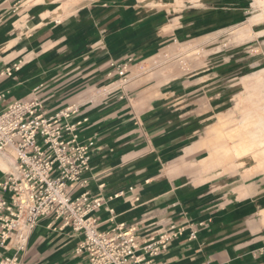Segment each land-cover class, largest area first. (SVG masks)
I'll return each instance as SVG.
<instances>
[{
    "label": "crops",
    "instance_id": "1",
    "mask_svg": "<svg viewBox=\"0 0 264 264\" xmlns=\"http://www.w3.org/2000/svg\"><path fill=\"white\" fill-rule=\"evenodd\" d=\"M238 9L237 0H0V111L32 96L50 113L75 109L78 139L92 145L86 182L72 193L101 198L97 228L115 232L123 223L140 240L183 228L151 264H264V171H251L250 157L202 164L219 118L241 124L238 60L164 55L238 26ZM262 22L243 24L250 41L264 35ZM210 49L221 50L215 42ZM261 51L255 63L264 67ZM194 60L204 63L185 69ZM168 62L185 66L172 73ZM0 160L1 180L14 161ZM82 237L43 216L22 249L15 234L0 244V260L88 264L75 251Z\"/></svg>",
    "mask_w": 264,
    "mask_h": 264
},
{
    "label": "built area",
    "instance_id": "2",
    "mask_svg": "<svg viewBox=\"0 0 264 264\" xmlns=\"http://www.w3.org/2000/svg\"><path fill=\"white\" fill-rule=\"evenodd\" d=\"M72 106L48 112L37 97L19 99L0 111V153L10 156L13 169L0 180V244L16 235L22 249L43 216L60 219L83 234L75 248L85 253L88 264H151L150 257L167 247L183 228L174 224L140 240L133 227L123 223L115 232L100 231L94 212L99 197L87 191L73 195L75 185H83L89 170L92 140L78 139L77 123L71 122ZM193 236V233H191ZM16 256H6L0 264H16Z\"/></svg>",
    "mask_w": 264,
    "mask_h": 264
},
{
    "label": "rangeland",
    "instance_id": "3",
    "mask_svg": "<svg viewBox=\"0 0 264 264\" xmlns=\"http://www.w3.org/2000/svg\"><path fill=\"white\" fill-rule=\"evenodd\" d=\"M237 1H238V8L239 9L236 12V14H237V17H236L237 23L236 24H239L238 26L231 28L229 30H226V31H221L219 33H216L215 37L210 38L208 41H203L202 43H201V41L197 40V41H192L191 43H187V44L183 45L182 47L179 45L174 46V47L170 48L168 53H164V55H165V58L170 57L169 61L171 59L177 61L182 56H184V58L182 60L190 59L192 61H193V58L198 56V55H201V59H203V57H205V56L208 57L207 55L218 56V54H219V55H221L220 56L221 61H223V58L229 57V55H235L236 56V58L238 60V64L236 65V68H238L237 69L238 77L236 79L237 85H238L237 86L236 99H237V101L240 100L239 103H242V111H243V114H242V112L240 110H238L239 112H237L236 120H237V123L239 122L241 124H232L234 122L232 121L231 118H228V117L222 118V116H221L219 118V121H218L219 125L215 127V128H218L219 131H218L217 135H215V137H213L211 140L212 143L214 142V147L210 153L215 151V153H214L215 156H214V154H211V155L209 154L204 160H202V164L204 167H208L210 165L225 164V163H228L230 161H233L234 159H235L234 161H236V162H241L242 158L250 157V158H252L251 162H253V164L250 168L251 171H264V162H262V161H264V155H262V154H260V155L257 154V156L254 155L253 151L258 150L257 149L258 147H255L254 150H249L247 148V146H249V145L247 143L245 145V142L242 140V139H244L245 131L247 132V134L251 138L256 139L257 137H259L260 130L264 129V67H261L262 65L255 63V61H257V59H259L260 56L262 55L261 50L264 49L262 47L263 46L262 40H264V35L261 36V34H260L261 37L258 35L256 39H253L252 41H250V39H249L250 36L246 35V33H245L246 28L243 25V24H245V26H247L249 23L253 22L259 28L262 21H263L262 23L264 24V11L261 12V9H260L262 6L263 10H264V0H237ZM261 13H263L262 16H261ZM250 16H252L251 20L249 19ZM245 41H247V43H245ZM198 42H200L199 47L196 46ZM214 42L217 43V45H219L221 48L220 52H218V53L217 52L216 53L211 52L213 50L210 49V47H211V44ZM203 46L208 47V48L205 49ZM207 51H209V53ZM245 57H247V58L245 59ZM188 62L189 63L186 66L184 64H181L178 62H176V63L175 62H173V63L168 62L169 64L166 65V68H167L166 71L173 73L177 67L182 69L183 66L186 67L185 69L191 70L194 68L201 67L203 65L202 63H204L203 61H201L199 63L196 61L193 63L191 61H188ZM251 62H253V63H251ZM250 64H253L252 68L249 66ZM246 73H247V77H249L250 79L244 83L242 81V79H240V78L242 77L243 74H246ZM247 77H244V78H247ZM115 87L116 86H114L115 90H113V93L116 91ZM113 93L108 97L111 100H113V99L119 100L120 97L116 96ZM255 114H256V116H254ZM242 115H243V119H242ZM248 116H249V118H248ZM255 118H257V119H255ZM246 119L249 120V122L248 121L247 122L250 123V125L252 124L250 128L248 127L249 125L246 122ZM251 119H253V120H251ZM242 120H243V122H242ZM225 123H230L229 127L228 126L223 127V125ZM242 123L244 126L247 123L248 126L246 125L245 129H244V127L242 126ZM257 123H259V124H257ZM257 125L259 126L260 129L258 128ZM247 128H249L251 130H246ZM255 129H256V131L258 129V131L255 132ZM250 131H251V133H250ZM243 132H244V134H243ZM252 132H255L256 134L252 133ZM214 139H216V140H214ZM219 139H221V140H219ZM236 139H237L238 144L245 150V151H243V153H245L244 155H243V153H241L240 155H236L235 152L232 150L231 145L234 141H236ZM232 140H234V141L230 142ZM242 141H243V143H242ZM224 147H226V148H224ZM227 148H228V150H227ZM224 150H225V152H224ZM246 151L249 153H247ZM222 152H224L225 154L224 153L222 154ZM224 157H227L229 159H226ZM262 157H263V159H261ZM255 158H257V159H255ZM215 159H216V161H213ZM218 160H220V162ZM260 165H262V167Z\"/></svg>",
    "mask_w": 264,
    "mask_h": 264
},
{
    "label": "bare ground",
    "instance_id": "4",
    "mask_svg": "<svg viewBox=\"0 0 264 264\" xmlns=\"http://www.w3.org/2000/svg\"><path fill=\"white\" fill-rule=\"evenodd\" d=\"M261 112V111H260ZM262 115V114H261ZM254 116H256V114L254 115ZM248 118H249V116H248ZM255 119H257V118H255ZM251 120H253V119H251ZM249 122V120H247L246 119V122ZM255 121V120H254ZM257 121V120H256ZM247 122V123H248ZM259 122V121H258ZM247 123H246V125H247ZM253 123V122H252ZM260 123V122H259ZM259 123H257V124H259ZM221 124V123H220ZM255 124V123H254ZM245 125V126H246ZM249 125V126H248ZM248 127L250 128L251 127V125H250V123H248ZM240 126V125H239ZM242 126L244 127V129H245V126L243 125V123H242ZM258 126V125H257ZM263 127V126H262ZM249 128H247L246 130H251V129H249ZM258 128H259V126H258ZM260 129V128H259ZM254 130V129H253ZM235 131V130H234ZM257 131H258V129H257ZM256 131V129H255V132H257ZM255 132H252V133H255ZM228 133V132H227ZM236 133V132H235ZM250 133H251V131H250ZM243 134H244V132H243ZM256 134V133H255ZM254 137V136H253ZM226 139V138H225ZM229 139V138H228ZM227 139V140H228ZM214 140H216V139H214ZM219 140H221V139H219ZM244 142H245V145H246V143L249 145V146H247V148L249 149V150H254V148L255 147H258L257 149L258 150H254L253 151V153H254V155H256L257 156V154L258 155H260V154H262V155H264V129H262V130H260V134H259V137H257L256 139H254V138H251L248 134H247V132L245 131V134H244V139H242ZM234 140H232V141H230V142H233ZM243 141H242V143H243ZM225 145V144H224ZM244 145V146H245ZM223 146V145H222ZM226 146V145H225ZM243 146V147H244ZM224 148H226V147H224ZM223 148V149H224ZM229 148V147H228ZM228 148H227V150H228ZM231 148H232V150L235 152V154L236 155H240L241 153H243V151H245L239 144H238V142H237V139H236V141H234L233 143H232V145H231ZM219 149V148H218ZM247 149V150H248ZM222 150V149H221ZM248 150V151H249ZM230 151V150H229ZM224 152H225V150H224ZM224 152H222V154L224 153ZM247 152V151H246ZM250 152V151H249ZM249 152H247V153H249ZM215 153V151L214 152H212V153H210V155L211 154H214ZM217 154V153H216ZM225 154V153H224ZM234 154V153H233ZM245 153H243V155H244ZM252 155V154H251ZM214 156H215V154H214ZM235 157V156H234ZM233 157V158H234ZM259 157V156H258ZM210 158V157H209ZM213 158V157H212ZM219 158V157H218ZM224 158H226V159H229V158H227V157H224ZM223 158V159H224ZM239 158V157H238ZM255 159H257V158H255ZM261 159H263V157L261 158ZM225 160V159H224ZM235 160V159H234ZM233 160V161H234ZM0 161H2V160H0ZM213 161H216V159L215 160H213ZM212 161V162H213ZM219 162H220V160H218ZM217 161V162H218ZM238 161V160H237ZM258 161V160H257ZM256 161V162H257ZM226 162V161H225ZM231 162V161H230ZM242 162V161H241ZM260 162V161H259ZM258 162V163H259ZM262 162H264V161H262ZM205 163V162H204ZM215 163V162H214ZM208 164V163H207ZM219 164V163H218ZM258 165V164H257ZM206 166V165H205ZM261 167H262V165H260Z\"/></svg>",
    "mask_w": 264,
    "mask_h": 264
}]
</instances>
